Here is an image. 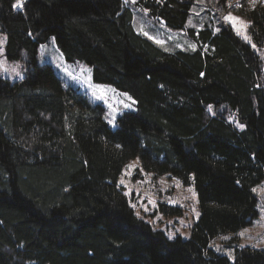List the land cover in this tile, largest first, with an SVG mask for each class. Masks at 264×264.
I'll use <instances>...</instances> for the list:
<instances>
[{"label": "trees", "instance_id": "1", "mask_svg": "<svg viewBox=\"0 0 264 264\" xmlns=\"http://www.w3.org/2000/svg\"><path fill=\"white\" fill-rule=\"evenodd\" d=\"M14 1L0 0V32L6 59L25 69L20 81L0 77V264H264V249L236 246L228 257L209 248L258 215L264 6L228 7L247 22L244 41L214 6L188 22L195 0H25L19 11ZM141 15L194 48L141 34ZM50 38L95 82L128 93L135 111L113 128L100 103L64 88L36 62ZM137 157L154 176L193 183L199 215L189 237L170 239L132 209L117 181Z\"/></svg>", "mask_w": 264, "mask_h": 264}, {"label": "rangeland", "instance_id": "2", "mask_svg": "<svg viewBox=\"0 0 264 264\" xmlns=\"http://www.w3.org/2000/svg\"><path fill=\"white\" fill-rule=\"evenodd\" d=\"M24 1L15 0L13 9L15 11L22 10ZM220 1L224 4L222 10L217 7V4L221 3ZM243 1L249 8H254L255 5L264 6V0H218V2L195 0L188 22L193 25L194 18L200 17L198 9H212L214 6L218 17L228 22L237 36L248 41L245 33L247 22L228 9V7L242 6ZM133 13L134 21H137L140 17L139 10L134 8ZM141 16L143 20H140L136 26L141 34L167 48H194L193 42L184 37V33L168 32L161 24H155L143 15ZM201 28L202 24H198L195 30ZM5 43L6 37L0 32V77L11 82L20 81L24 77V63L21 60L9 61L6 59ZM36 62L40 65H50L64 88L77 89L86 94L93 103H100L105 109V121L113 128L117 125L118 117L136 109L135 101L128 93L117 90L109 84L95 82L90 66L78 61H66L54 38H50L38 46ZM117 185L123 187L125 193L130 196L131 207L138 217L150 223L154 228L162 230L170 239L177 235L182 238L189 237L190 228L199 215L193 183L184 185L178 177L169 174L154 176V173L143 170L137 157L126 163ZM253 190L259 197L257 217L252 224L239 229L236 233H224L212 240L209 248L213 252L231 257L236 246L264 249V181L256 185ZM158 203L180 207L182 215L167 217L157 210ZM235 235L239 240L234 245L230 241Z\"/></svg>", "mask_w": 264, "mask_h": 264}]
</instances>
